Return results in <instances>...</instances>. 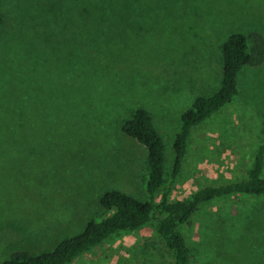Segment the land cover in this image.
Segmentation results:
<instances>
[{"label": "rangeland", "instance_id": "374dc122", "mask_svg": "<svg viewBox=\"0 0 264 264\" xmlns=\"http://www.w3.org/2000/svg\"><path fill=\"white\" fill-rule=\"evenodd\" d=\"M0 19V264L79 235L108 214L106 192L145 200L146 150L120 131L136 109L162 141L167 184L181 115L220 87L225 39L264 43V0H0ZM262 64L191 129L173 197L245 178L264 145ZM181 233L192 264H264V198L204 204ZM154 241L121 234L72 264H161Z\"/></svg>", "mask_w": 264, "mask_h": 264}, {"label": "trees", "instance_id": "16d2710c", "mask_svg": "<svg viewBox=\"0 0 264 264\" xmlns=\"http://www.w3.org/2000/svg\"><path fill=\"white\" fill-rule=\"evenodd\" d=\"M254 39L255 46L251 49H248L246 39L240 34L229 35L221 45L220 87L210 97L197 98L190 109L181 115L179 130L173 141L174 160L167 184L163 183L162 178V141L148 114L136 109L122 123L120 131L146 150L145 200L139 202L117 191L106 192L98 203L108 214L98 221L88 222L79 235L62 240L48 253L34 257L15 253L2 264H72L121 234H134L142 230H149L154 235V244L158 243V247H150L149 250L156 251L161 264H192L191 252L181 227L189 224L202 205L229 197L235 201L236 198H264V178L261 176L263 144L256 149L245 178L224 184H206L180 197H173L170 191L186 157L191 129L233 102L238 92V77L245 67L263 66L264 43L259 37ZM100 52L90 51L85 53V57L91 60L101 55ZM75 71L80 75L84 68L78 65Z\"/></svg>", "mask_w": 264, "mask_h": 264}]
</instances>
